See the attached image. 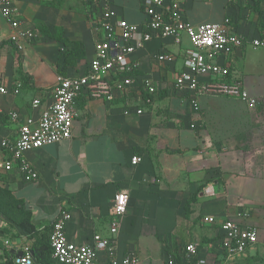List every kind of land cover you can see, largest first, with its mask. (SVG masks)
Here are the masks:
<instances>
[{"label":"crops","instance_id":"0c3cea01","mask_svg":"<svg viewBox=\"0 0 264 264\" xmlns=\"http://www.w3.org/2000/svg\"><path fill=\"white\" fill-rule=\"evenodd\" d=\"M11 2L36 37L18 49L0 10V84H22L16 96L0 94V140L12 139L20 122L38 118L53 102L58 74L88 72L101 36L94 23L99 8L81 0ZM179 2L191 25L229 18L235 31L250 40H264V0ZM110 4L119 18L146 23L142 0ZM55 28L82 44L84 56L75 66H66L62 52L71 47L56 38ZM181 39L176 43L173 37L154 36L130 56L137 64L131 94L113 87L108 100L84 89L75 99L78 115L72 137L27 154L38 180L26 182L16 169L0 173V190L7 191L0 193V264H13L3 247L6 238L14 246L12 255L15 248L19 252L29 246L36 257L45 258L46 263L34 256L35 264H61L46 258L45 248L63 210L72 214L66 228L71 241L85 244L95 233L110 240L102 258L130 253L137 257L136 264H168L173 256L181 261L179 253L186 244L197 243L200 256L213 261L221 231L203 219L215 216L259 229V242L229 264H264V47L247 44L215 59L230 69L228 81L248 91L256 101L253 106L238 97L179 91L175 74L183 70L192 49L186 34ZM160 53L171 54L173 62L158 61ZM125 75L113 72L111 77ZM144 77L153 81L155 95L140 87ZM207 82L210 78L202 77L201 83ZM36 98L41 100L39 108L32 105ZM138 108L141 114L135 112ZM13 111L19 113L18 122L10 117ZM5 155L0 147V159ZM134 155L142 157L138 165L131 163ZM121 190L128 191L130 202L126 214L117 217L114 198Z\"/></svg>","mask_w":264,"mask_h":264},{"label":"built area","instance_id":"2783aa9c","mask_svg":"<svg viewBox=\"0 0 264 264\" xmlns=\"http://www.w3.org/2000/svg\"><path fill=\"white\" fill-rule=\"evenodd\" d=\"M91 7L99 8L98 18L94 21L95 27L101 32L94 44V57L89 63L88 72L77 76L58 74L53 89V102L46 106L38 118L27 117L18 124L15 136L4 137L0 140V147L6 155L0 159V173L18 170L26 182L36 181L39 173L27 159V154L46 145L57 144L62 140L72 137L73 123L78 115L75 105L76 97L84 90L89 91L94 98L111 99L112 88L131 94L135 90L133 80L136 63L130 61V56L139 48H142L154 36L163 38L173 37L176 43H181L182 34H186L192 45L184 62V68L175 74L174 84L176 88L185 93L211 92L231 97H238L250 101L248 91L239 82L228 81L230 69L215 59L220 56H228L239 48L251 44L254 47H264V40L249 39L231 27V21L226 18L221 23H203L198 26L191 25L184 17L182 4L179 0H142L147 16L144 25L128 22L125 18H119L111 8V0H83ZM0 10L12 28L10 41L18 49L21 43L35 39L34 30L26 27L19 18L17 9L11 0H0ZM160 62H173L171 54H157ZM126 72L121 79L113 80L112 73ZM209 77L210 82L201 83L202 77ZM140 87L152 95L157 88L150 78L140 80ZM21 83L15 86L0 84V94L18 95ZM138 90V89H137ZM146 98V102H150ZM197 108L198 103L195 101ZM34 108L41 106V100H33ZM141 114L142 108L135 110ZM125 114L130 109H124ZM10 117L19 121V113L13 111ZM142 162V157L134 155L131 159L133 165ZM130 202L128 191H119L114 198V210L117 217L126 214ZM72 218L70 211L63 210L52 225L49 235V243L52 249V258L61 264H136L137 257L126 254L122 257L114 255L102 258L101 254L110 250V240L100 233H95L90 242L77 244L67 236V224ZM203 222L209 225H217L221 237L219 241L217 258L208 260L199 254L197 243L186 244L181 248V261L177 256L170 257L168 264H229L243 258L247 250L259 242V229L246 227L232 219H218L215 216H206ZM117 231V224L111 228V232ZM4 249L13 246L9 239L3 240ZM15 248L14 254H10L13 264H35L31 247L24 246L19 252ZM17 253H21L17 256ZM9 257V256H7Z\"/></svg>","mask_w":264,"mask_h":264},{"label":"trees","instance_id":"16d2710c","mask_svg":"<svg viewBox=\"0 0 264 264\" xmlns=\"http://www.w3.org/2000/svg\"><path fill=\"white\" fill-rule=\"evenodd\" d=\"M54 1V0H53ZM83 3L87 4L86 2H84L83 0H81ZM56 29V38H59V40H61V42L65 45H69L71 48L69 50L68 53H64L62 52V54L64 55V59H65V64L66 66H75L76 65V62L79 60V59H82L83 58V53H84V49L82 48V44L79 42V41H70L69 39H66L63 37V31L61 30V28H55ZM5 193L7 191H3V190H0V193ZM188 212H190V210L188 209L187 210ZM187 212V213H188ZM49 241V239H48ZM45 252H46V258L47 257H51L52 256V249H51V246H50V243L48 244L47 248H45ZM5 253L7 256L10 257V254H11V250H5ZM35 256V254H34ZM35 259L39 262H45V258L42 257V255H38L37 257L35 256ZM56 263H59L57 262L56 260H54ZM180 261V260H179ZM38 262V263H39ZM46 263V262H45ZM48 264V263H47Z\"/></svg>","mask_w":264,"mask_h":264},{"label":"rangeland","instance_id":"374dc122","mask_svg":"<svg viewBox=\"0 0 264 264\" xmlns=\"http://www.w3.org/2000/svg\"><path fill=\"white\" fill-rule=\"evenodd\" d=\"M55 1H61V0H55ZM72 1L74 2V1H78V0H72ZM70 8H71V7H70ZM79 60H80V59H79ZM79 60H78V61H79ZM78 61L76 62V64L78 63ZM62 74H63V73H62ZM216 235H217V234H216ZM217 236H218V235H217ZM217 236H216V237H217Z\"/></svg>","mask_w":264,"mask_h":264},{"label":"water","instance_id":"95a60500","mask_svg":"<svg viewBox=\"0 0 264 264\" xmlns=\"http://www.w3.org/2000/svg\"><path fill=\"white\" fill-rule=\"evenodd\" d=\"M16 255H17V256H20V255H21V253H17ZM33 255H34V253H33ZM35 262H36V261H35Z\"/></svg>","mask_w":264,"mask_h":264}]
</instances>
